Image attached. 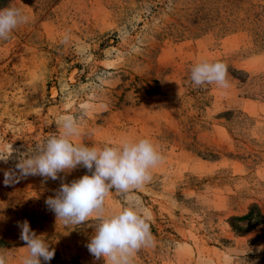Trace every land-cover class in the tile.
I'll use <instances>...</instances> for the list:
<instances>
[{
    "label": "rangeland",
    "instance_id": "obj_1",
    "mask_svg": "<svg viewBox=\"0 0 264 264\" xmlns=\"http://www.w3.org/2000/svg\"><path fill=\"white\" fill-rule=\"evenodd\" d=\"M0 264H264V0H0Z\"/></svg>",
    "mask_w": 264,
    "mask_h": 264
}]
</instances>
